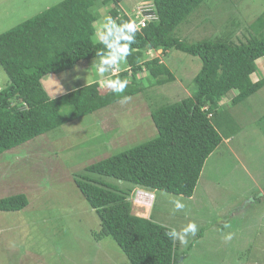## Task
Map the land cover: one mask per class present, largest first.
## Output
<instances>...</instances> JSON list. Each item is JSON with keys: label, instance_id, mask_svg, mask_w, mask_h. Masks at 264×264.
<instances>
[{"label": "rangeland", "instance_id": "rangeland-1", "mask_svg": "<svg viewBox=\"0 0 264 264\" xmlns=\"http://www.w3.org/2000/svg\"><path fill=\"white\" fill-rule=\"evenodd\" d=\"M60 1L0 0V32ZM135 1L122 0L121 6ZM263 11L264 0H205L176 34L186 42L224 39L228 34L235 42L244 41L242 35ZM150 55L162 57L160 50ZM96 59L45 75L42 82L48 94L100 80L92 64ZM257 61L252 80L264 76V57ZM165 64L173 80L155 86H149L151 78L143 80L140 92L0 155V198L21 191L28 199L21 210L0 211V264H131L114 239L95 237L99 218L75 186L73 175L84 172L91 162L152 139L157 132L151 110L192 93V77L201 60L172 49ZM7 82L0 67V89ZM234 93L231 90L224 100ZM227 114L234 122L230 142L208 156L191 197L157 190L149 212L148 204H131L133 212L171 228L179 230L189 221L197 224L198 231L188 236L186 246L177 241L176 264H264V87L230 105ZM252 194H260L261 200L246 205ZM174 200H181L185 208L176 210ZM226 233L232 240H224Z\"/></svg>", "mask_w": 264, "mask_h": 264}, {"label": "trees", "instance_id": "trees-1", "mask_svg": "<svg viewBox=\"0 0 264 264\" xmlns=\"http://www.w3.org/2000/svg\"><path fill=\"white\" fill-rule=\"evenodd\" d=\"M204 1L138 0L123 8L122 0H61L0 32V67L8 78L0 89V155L140 92L143 80L151 78L149 86L173 80L165 64L172 49L201 60L192 77V93L151 110L157 132L152 139L91 162L84 172L73 175L75 186L99 218L95 237L114 239L131 264H176L180 257L177 241L166 235L171 227L133 212L130 197L136 189L191 197L206 159L232 135L234 122L227 114L230 105L264 87V76L251 78L257 60L264 57V11L242 35L244 41L235 42L228 34L224 39L186 42L176 29ZM138 6L156 18L136 33L127 63L120 66V78L129 81L123 94L102 89L99 78L59 95L48 94L42 82L45 75L97 58L96 49L102 54L110 51L95 35V24L103 22L104 13L117 24L136 22ZM157 50L162 57L150 55ZM143 71V76H137ZM231 90L235 93L224 100ZM260 200V194H252L246 205ZM27 204L23 192L7 194L0 198V211L21 210Z\"/></svg>", "mask_w": 264, "mask_h": 264}, {"label": "clouds", "instance_id": "clouds-1", "mask_svg": "<svg viewBox=\"0 0 264 264\" xmlns=\"http://www.w3.org/2000/svg\"><path fill=\"white\" fill-rule=\"evenodd\" d=\"M155 18L156 17L154 16L151 20H154ZM140 27L141 25H138L134 20L121 21L117 24L111 16H105L104 21L96 28L95 35L97 41L106 45L107 49L110 51H105L102 54L101 49H96L95 55L98 59L95 64V72L96 75L101 78L99 80L100 85L106 87L115 94H123L128 87V79H122L119 76L120 66L127 63V57L131 54V45L135 43L136 33L140 30ZM121 41H123V43H121ZM139 191L153 194L154 190L138 188L135 191V195L130 197V199L134 201L143 200L148 202L147 212H149L153 199H138L136 195ZM173 204L176 210H182L185 208V204L182 203L181 200H174ZM135 214L139 215L137 213ZM197 231V224L194 221H189L179 230L172 227L166 232V235L169 239L179 241L181 245L186 246L188 244V236H195ZM223 238L227 242L232 240L233 237L231 233H226Z\"/></svg>", "mask_w": 264, "mask_h": 264}, {"label": "built area", "instance_id": "built-area-1", "mask_svg": "<svg viewBox=\"0 0 264 264\" xmlns=\"http://www.w3.org/2000/svg\"><path fill=\"white\" fill-rule=\"evenodd\" d=\"M136 17L138 18L136 23L138 25H141V27H143L148 21L154 18V15L150 11H147L146 8L142 10V8L138 7L136 10ZM136 197L138 199H145V200L151 199L152 200L154 196L151 193L139 191L137 192Z\"/></svg>", "mask_w": 264, "mask_h": 264}, {"label": "bare ground", "instance_id": "bare-ground-1", "mask_svg": "<svg viewBox=\"0 0 264 264\" xmlns=\"http://www.w3.org/2000/svg\"><path fill=\"white\" fill-rule=\"evenodd\" d=\"M131 204L135 202L134 200L130 199ZM136 202H141L142 204H148V202H145L143 200H136Z\"/></svg>", "mask_w": 264, "mask_h": 264}, {"label": "crops", "instance_id": "crops-1", "mask_svg": "<svg viewBox=\"0 0 264 264\" xmlns=\"http://www.w3.org/2000/svg\"><path fill=\"white\" fill-rule=\"evenodd\" d=\"M224 142H225V143L230 142L229 138H225V141H224Z\"/></svg>", "mask_w": 264, "mask_h": 264}]
</instances>
